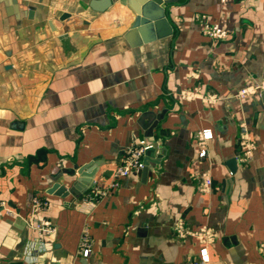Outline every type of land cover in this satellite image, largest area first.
<instances>
[{"label":"crops","instance_id":"obj_1","mask_svg":"<svg viewBox=\"0 0 264 264\" xmlns=\"http://www.w3.org/2000/svg\"><path fill=\"white\" fill-rule=\"evenodd\" d=\"M143 1L0 0V264H192L203 247L264 264V87L234 95L264 84V0H158L165 16L136 25ZM140 142L146 176L82 201Z\"/></svg>","mask_w":264,"mask_h":264},{"label":"built area","instance_id":"obj_2","mask_svg":"<svg viewBox=\"0 0 264 264\" xmlns=\"http://www.w3.org/2000/svg\"><path fill=\"white\" fill-rule=\"evenodd\" d=\"M206 33L212 37H220L223 35L222 29L216 26L206 28ZM262 87H264V84L254 83L240 88L234 95L236 97H244L259 90ZM241 132V147L246 158H250L252 142L244 126H242ZM201 135L203 138H208L211 136V132L209 130H203ZM151 146V144H147L145 142L129 145L125 149L121 164L116 167L113 173L112 180L105 187H92L81 197V200L87 202L90 206L96 205L99 200L110 191L111 188H115L119 185V180L122 177L128 175L132 171H138L144 166V155L146 154V151L151 148ZM200 155H205V149L201 150ZM203 182L205 185L209 186L211 185L212 181L211 178L205 177ZM48 204L49 201L44 197L41 198L40 196L34 195L31 198V215L28 219V224L31 227L36 228L40 234L44 235L52 232L53 228L44 218L36 217V214L37 212L46 209ZM5 209L9 214L14 213L10 208ZM200 237L206 238V235L201 234ZM78 253L83 257L88 256L90 253V236L88 234L87 227H84L81 232ZM192 264H211L209 253L207 252L206 247L201 249L198 256L192 261Z\"/></svg>","mask_w":264,"mask_h":264},{"label":"water","instance_id":"obj_3","mask_svg":"<svg viewBox=\"0 0 264 264\" xmlns=\"http://www.w3.org/2000/svg\"><path fill=\"white\" fill-rule=\"evenodd\" d=\"M169 1V0H167ZM161 1L158 0H145L141 2L138 7V16L135 19V24H143L147 23L159 18H163L165 16V8L161 6ZM111 4V0H91L90 6L94 10L102 11L105 10ZM53 25L58 29H60L62 22L58 18L54 17L52 19ZM234 160L232 159L231 162ZM144 166L141 168L142 176L145 177L147 174V170L149 164L147 162V158H143ZM59 187L57 183H55L51 189H55Z\"/></svg>","mask_w":264,"mask_h":264}]
</instances>
